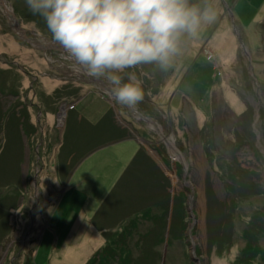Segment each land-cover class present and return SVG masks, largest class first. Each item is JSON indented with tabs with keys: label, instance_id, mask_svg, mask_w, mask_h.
<instances>
[{
	"label": "rangeland",
	"instance_id": "1",
	"mask_svg": "<svg viewBox=\"0 0 264 264\" xmlns=\"http://www.w3.org/2000/svg\"><path fill=\"white\" fill-rule=\"evenodd\" d=\"M209 2L214 21L195 38H184L170 69L144 64L127 70L145 90L134 107L161 124L185 158L195 191L194 218L184 168L156 131L105 94L67 53L44 51L19 37L0 6V264H87L108 243L104 233L102 246L70 247L65 234L73 209L90 214L96 205L92 165L121 135L142 139L163 167L164 189H158L162 199L159 195L110 231L113 241L122 234L131 245L126 264H237L240 257L244 264L250 254L254 264H264V0ZM7 4L15 13L20 8L17 18L33 41H55L42 17L26 16L25 0ZM231 38L238 46L234 51ZM50 95L58 100L54 107ZM65 100L76 104L63 126L55 115ZM28 114L34 126L25 119L19 130L20 118ZM12 118L18 120L16 134ZM141 180L155 184L145 174ZM122 190L120 183L109 202ZM126 194L133 199L132 190ZM125 209L133 213L135 207ZM125 209L117 208L115 215L128 218ZM192 224L201 262L191 255Z\"/></svg>",
	"mask_w": 264,
	"mask_h": 264
},
{
	"label": "clouds",
	"instance_id": "2",
	"mask_svg": "<svg viewBox=\"0 0 264 264\" xmlns=\"http://www.w3.org/2000/svg\"><path fill=\"white\" fill-rule=\"evenodd\" d=\"M52 38L90 77L105 80L115 101L136 106L142 81L128 69H170L185 37L215 19L209 0H25Z\"/></svg>",
	"mask_w": 264,
	"mask_h": 264
},
{
	"label": "crops",
	"instance_id": "3",
	"mask_svg": "<svg viewBox=\"0 0 264 264\" xmlns=\"http://www.w3.org/2000/svg\"><path fill=\"white\" fill-rule=\"evenodd\" d=\"M248 40L249 42L251 40L249 36ZM231 41V50L238 49L236 41L233 38H231ZM247 47L251 51V46L247 44ZM82 119L83 117L80 121ZM109 145L111 150L105 153L106 156L104 154L99 155L97 158L99 164L92 165V175L95 176V186L92 190L96 205L93 206L90 214L80 209L71 211L72 213L67 218L66 231L68 232L65 234V239L72 242L66 246L81 247L88 245L90 242L97 247L104 245L106 243L104 232L121 229L132 214H140L142 209L152 205V202L159 195L161 199L163 197L158 192L160 187L163 189L162 184H160L162 183L163 167L148 151L140 137L127 136L124 139L112 141ZM104 146L106 145H100V147ZM144 174L155 181V184L150 181L142 184L141 178L144 177ZM120 183H123V194L114 196V199L109 202L112 193L118 189ZM127 189L133 191L132 200L126 194ZM75 200L79 199L75 198ZM61 202L62 200L60 204ZM68 202L69 200L67 204ZM158 204L156 203L155 206H158ZM126 206L135 207L134 212H128L125 209ZM119 207H123L128 212V218L122 220L115 215L116 209ZM64 214L60 216V223L64 219ZM73 224H81V226L73 227Z\"/></svg>",
	"mask_w": 264,
	"mask_h": 264
},
{
	"label": "water",
	"instance_id": "4",
	"mask_svg": "<svg viewBox=\"0 0 264 264\" xmlns=\"http://www.w3.org/2000/svg\"><path fill=\"white\" fill-rule=\"evenodd\" d=\"M7 2H8V0H0V6H2L4 8V11H5V13H6V15L8 16V19H9V24L12 26L14 32H16V34L19 37L26 39L29 42V44H31L33 47L38 48V49H42L44 51L50 50L51 48H57L58 50L65 52V50L55 41L48 42V43H38V42L33 41L32 38L28 35L27 29H25L20 24V22H19V20L17 18V14L15 13L14 9L11 8L7 4ZM30 34H33L32 36H42L41 34H39L37 32H33V31H31ZM240 42H241L242 46L247 49V47L244 44L243 39L241 37H240ZM246 53L249 56V60L251 62L250 53L247 52V51H246ZM72 60L74 61L73 58H72ZM91 79H92L91 81L93 83L99 84L101 87L104 88L103 92L105 94L113 95V93L110 90V87L103 80H101L99 78H91ZM110 100H112L111 101V103H112L113 99L110 98ZM75 104H76V102H74V101L68 102L67 100H65L64 102L61 103L60 110L56 113L55 116L57 117V120L59 121V123L63 124V126H64V124H66L68 108L74 106ZM263 104H264V101H263ZM128 108L135 116H137L139 119H142L143 121L148 123L149 126L156 131L158 136H160L161 140L167 145V147L171 151V156L173 157V159L178 160L181 163V165L183 166L184 171H185V175L183 177V184H184V186H186V187H188L190 189V198L189 199H190L191 205H190V208H189V215H190V217L194 218L192 205H193V201H194V193H195V191H194L193 186L189 183L188 178H187L188 177L187 163L185 161V158H184L181 150L175 145L174 138L172 137V135L165 134L161 124H159L157 121L153 120L152 118H148L147 116H145L140 110H138L134 106H128ZM143 139L145 141H149L145 137H143ZM194 224H192L191 228L189 229V233H188V235L191 238V250H192V254L191 255H192V259L194 261L201 262L200 261L201 259H200L199 255L197 254L196 240H195V238L193 236V233H192V228H193Z\"/></svg>",
	"mask_w": 264,
	"mask_h": 264
},
{
	"label": "trees",
	"instance_id": "5",
	"mask_svg": "<svg viewBox=\"0 0 264 264\" xmlns=\"http://www.w3.org/2000/svg\"><path fill=\"white\" fill-rule=\"evenodd\" d=\"M21 5L23 6V4H21ZM22 8L25 9L26 12H24V13L31 20L37 21L40 18L39 15H36V17H34L35 15L32 16L33 14L29 11L28 7L23 6ZM15 9H16L17 15L18 14H20V15L22 14V13H20V8L19 7H16ZM20 18H22V17H20ZM48 98L49 99H54L55 96L54 95H50V96H48ZM57 101L58 100H55V99L53 101H50V107L51 106L54 107V105L57 103ZM70 101H73V100H70ZM3 108H4V106H3ZM49 110L54 112V109H52V108L49 109ZM262 110L264 111V108ZM13 111H14L13 109L10 111L11 114H12ZM18 112H22V109H20V111H18ZM19 114H21V113H19ZM18 116H20V115H17V117ZM23 117H24V119L20 118L19 123H18V120L16 118H12L11 119V130H12L13 134L14 133L16 134L17 123H18V126H19V130L25 128V123H24L25 119L30 124V126L33 125L30 122L29 114L26 117H25V115H23ZM123 129H125V128H123ZM127 136H129V135H121V136L115 138L112 141H117V140H120V139H124ZM256 187H257V184H256ZM236 190H242V187L240 185H238L236 187ZM259 190L262 191V189H259ZM260 191H258V192H260ZM156 219H158V218H156ZM156 224H158V222H155V225ZM123 231H125V228L122 229V233H123ZM152 231H153V228L151 229L150 232L152 233ZM104 233H106V235H107L106 238H108V241L107 240L106 241L108 243L104 247H101L100 249H98L96 251V253L93 255L92 259H90L87 264H97V262H99V264H126V263H128L129 261L125 260L126 258L124 257V255H127V259H130L132 257V250L130 248L131 245L129 243L125 244L126 241L123 239L124 236L121 234V235H119V238L117 240L115 239L113 241V239H112L113 235H114L113 233H111L110 231L104 232ZM117 243H119V244H117ZM125 251H128V252L126 253ZM248 251L251 252L250 249ZM254 259H255V256L253 254H250L245 259V263L244 264H254ZM237 264H242V257H240V259L238 260Z\"/></svg>",
	"mask_w": 264,
	"mask_h": 264
},
{
	"label": "flooded vegetation",
	"instance_id": "6",
	"mask_svg": "<svg viewBox=\"0 0 264 264\" xmlns=\"http://www.w3.org/2000/svg\"><path fill=\"white\" fill-rule=\"evenodd\" d=\"M68 102H70V100H67ZM74 101V100H73ZM71 108V107H70ZM70 108H68V110L70 109ZM73 108V107H72ZM58 124H59V121H58Z\"/></svg>",
	"mask_w": 264,
	"mask_h": 264
},
{
	"label": "built area",
	"instance_id": "7",
	"mask_svg": "<svg viewBox=\"0 0 264 264\" xmlns=\"http://www.w3.org/2000/svg\"><path fill=\"white\" fill-rule=\"evenodd\" d=\"M210 57V56H209Z\"/></svg>",
	"mask_w": 264,
	"mask_h": 264
}]
</instances>
